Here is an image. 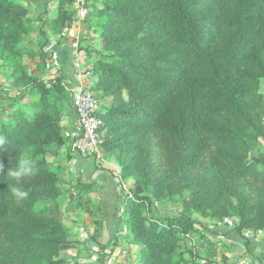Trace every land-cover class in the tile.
I'll return each mask as SVG.
<instances>
[{"label": "trees", "instance_id": "obj_1", "mask_svg": "<svg viewBox=\"0 0 264 264\" xmlns=\"http://www.w3.org/2000/svg\"><path fill=\"white\" fill-rule=\"evenodd\" d=\"M27 1L0 0V59L15 67L24 55L37 57L53 72L19 86L0 113V264H71L62 256L73 243L63 217L89 211L83 201L94 185L78 179L66 193L46 157L68 141L72 92L44 48L72 27L80 0H47L34 21L51 38L38 45L28 39ZM86 10L83 21L98 31L88 71L101 150L115 158L119 177L133 175L151 191L121 194L118 224L137 246L138 264L226 262L216 261L224 242L190 214L234 219L245 248L246 233H264V0H101ZM235 41L250 45L232 63L225 53ZM24 152L37 171L22 181L29 196L17 201L7 172ZM175 198L177 213L152 210L153 200Z\"/></svg>", "mask_w": 264, "mask_h": 264}, {"label": "rangeland", "instance_id": "obj_2", "mask_svg": "<svg viewBox=\"0 0 264 264\" xmlns=\"http://www.w3.org/2000/svg\"><path fill=\"white\" fill-rule=\"evenodd\" d=\"M100 2L101 0H87L84 4H79V9L84 7L85 11H87L89 4ZM50 3H47V0H28L26 2V4H31L32 6L28 22V28L30 29L28 39L32 40L36 45L42 44L45 39L49 40L51 38L46 28H40V23L34 21L35 16L42 14L46 4L49 6L51 5ZM51 13H48V16H51ZM249 45L250 42L243 44V41L241 43L235 41L226 50L225 57H231L232 63H234L240 52L248 48ZM47 48L54 51L52 55L53 64L56 67L59 66L55 42L48 43L44 50ZM3 63L0 59V113L3 106L11 98L21 94L23 89L22 87L19 88V86L26 85L29 79L42 78L53 72L52 69H47V66L43 67L39 58L28 55L16 60L15 67L5 66ZM88 82H90L88 84L91 86V81ZM260 92L264 97V81L260 83ZM68 107L66 115L74 114L70 103ZM97 109L99 110L98 102ZM68 143L67 141L63 146L60 155L56 157L46 156L52 162L53 168L65 188V192L68 193L78 179L87 183L92 181L94 187L89 197L83 201L84 208L89 211H76L64 214L63 223L73 243L63 249L62 256L71 264H138L136 257L138 248L128 242L126 231L118 224V218L121 213V194L130 196L133 193L148 195L151 192L150 187L147 186L144 180L142 181L141 179L139 181L133 175L127 178L119 177V167L115 158L112 155L105 154L101 147L100 157L88 158L73 152ZM148 152L150 154L149 160L154 164L157 163L153 150L150 149ZM222 183H224V180L221 179L220 184ZM66 202L67 199L65 197L60 199L61 210H63ZM153 203L152 210L162 215L175 214L180 210L176 198L173 201L166 200L163 202L153 200ZM190 216L201 222L208 229L213 230L216 237L212 236V238L224 242L225 246L221 247L216 256L217 262L221 261L222 257L225 258L226 262L243 260L241 253L245 248L244 242L241 238L237 239V236L232 233L234 219L219 222L199 217L196 214H190ZM246 234L249 238H252L250 233ZM115 242L117 243L116 245ZM190 245V243L181 244L182 247ZM185 257L188 258V255H185Z\"/></svg>", "mask_w": 264, "mask_h": 264}, {"label": "crops", "instance_id": "obj_3", "mask_svg": "<svg viewBox=\"0 0 264 264\" xmlns=\"http://www.w3.org/2000/svg\"><path fill=\"white\" fill-rule=\"evenodd\" d=\"M55 44L57 45L58 64L68 84V90L72 92L81 80L82 83L92 82L93 77L88 71L92 66V58L88 55V50L98 47V31L90 29L88 23L83 20H75L72 27L63 31L60 40ZM82 76L83 78H81ZM67 118L65 131L73 128L75 114H69ZM251 236L252 238H249L247 235L249 246L247 249H243L241 256L243 255V259L248 264H264L263 233H258L255 236L251 234Z\"/></svg>", "mask_w": 264, "mask_h": 264}, {"label": "built area", "instance_id": "obj_4", "mask_svg": "<svg viewBox=\"0 0 264 264\" xmlns=\"http://www.w3.org/2000/svg\"><path fill=\"white\" fill-rule=\"evenodd\" d=\"M86 0H80L84 4ZM85 8H80L74 18L83 20ZM83 78V76L81 77ZM81 80V79H80ZM71 105L75 114L74 126L71 130L64 132V137L68 139L71 150L83 157H100V144L98 127L99 118L95 115L97 110V100L89 84L79 81L72 91ZM201 264H207L201 261ZM216 264H245L243 260H232Z\"/></svg>", "mask_w": 264, "mask_h": 264}, {"label": "clouds", "instance_id": "obj_5", "mask_svg": "<svg viewBox=\"0 0 264 264\" xmlns=\"http://www.w3.org/2000/svg\"><path fill=\"white\" fill-rule=\"evenodd\" d=\"M3 143L4 141L0 139V145ZM33 164L32 157L27 152H24L18 160L17 167L7 172V175L16 181L10 191L17 201H23L29 196V193L22 186V181L36 173L37 169L34 168ZM0 174H5V168L2 163H0Z\"/></svg>", "mask_w": 264, "mask_h": 264}]
</instances>
